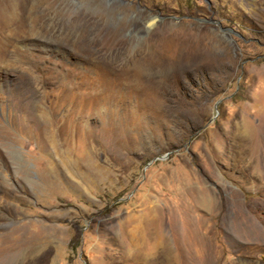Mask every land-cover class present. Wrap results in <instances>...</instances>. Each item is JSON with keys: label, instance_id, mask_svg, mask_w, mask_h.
Wrapping results in <instances>:
<instances>
[{"label": "rangeland", "instance_id": "1", "mask_svg": "<svg viewBox=\"0 0 264 264\" xmlns=\"http://www.w3.org/2000/svg\"><path fill=\"white\" fill-rule=\"evenodd\" d=\"M14 1L0 264H264V0Z\"/></svg>", "mask_w": 264, "mask_h": 264}, {"label": "bare ground", "instance_id": "2", "mask_svg": "<svg viewBox=\"0 0 264 264\" xmlns=\"http://www.w3.org/2000/svg\"><path fill=\"white\" fill-rule=\"evenodd\" d=\"M0 1H1V0H0ZM12 1H13V0H12ZM15 1H16V0H15ZM15 1H14V2H15ZM5 2H6V1H5ZM11 3H13V2H11ZM16 3H18V2H16ZM20 3H21V2H20ZM2 4H3V3H2ZM8 5H9V4H8ZM3 7H4V6H3ZM7 7H8V6H7ZM7 7H6L5 9H9V8H7ZM15 8H16V7H15ZM15 8H12V9H15ZM3 9H4V8H3ZM10 10H11V9H10ZM5 11H6V10H5ZM7 11H8V10H7ZM11 13H12V11H11ZM187 49H188V48H187ZM194 52H195V50L192 51V54H193V55H194ZM193 55H192V56H193ZM192 56H191V58H192Z\"/></svg>", "mask_w": 264, "mask_h": 264}]
</instances>
